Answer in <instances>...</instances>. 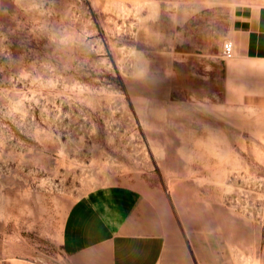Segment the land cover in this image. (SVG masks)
I'll use <instances>...</instances> for the list:
<instances>
[{"label": "rangeland", "instance_id": "obj_1", "mask_svg": "<svg viewBox=\"0 0 264 264\" xmlns=\"http://www.w3.org/2000/svg\"><path fill=\"white\" fill-rule=\"evenodd\" d=\"M236 2L0 0V264H67L70 208L115 184L163 211L160 264H259L264 84L223 55Z\"/></svg>", "mask_w": 264, "mask_h": 264}, {"label": "crops", "instance_id": "obj_2", "mask_svg": "<svg viewBox=\"0 0 264 264\" xmlns=\"http://www.w3.org/2000/svg\"><path fill=\"white\" fill-rule=\"evenodd\" d=\"M236 1L227 39L234 43L238 62L264 84V0ZM162 221L159 204L137 188L102 186L70 208L61 251L67 264H160L167 247ZM259 264H264V242Z\"/></svg>", "mask_w": 264, "mask_h": 264}, {"label": "built area", "instance_id": "obj_3", "mask_svg": "<svg viewBox=\"0 0 264 264\" xmlns=\"http://www.w3.org/2000/svg\"><path fill=\"white\" fill-rule=\"evenodd\" d=\"M234 44L232 42H227L224 44L223 55L226 59H232L234 57Z\"/></svg>", "mask_w": 264, "mask_h": 264}, {"label": "bare ground", "instance_id": "obj_4", "mask_svg": "<svg viewBox=\"0 0 264 264\" xmlns=\"http://www.w3.org/2000/svg\"><path fill=\"white\" fill-rule=\"evenodd\" d=\"M234 50H235V47H234Z\"/></svg>", "mask_w": 264, "mask_h": 264}]
</instances>
